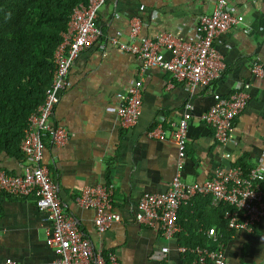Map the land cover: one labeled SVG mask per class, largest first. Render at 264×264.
Masks as SVG:
<instances>
[{"label":"crops","instance_id":"1","mask_svg":"<svg viewBox=\"0 0 264 264\" xmlns=\"http://www.w3.org/2000/svg\"><path fill=\"white\" fill-rule=\"evenodd\" d=\"M213 4L214 0H106L98 10L96 24L102 38L126 39L129 19L137 17L142 21V36L170 31L192 39L197 18L209 13ZM229 4L243 20L217 36L215 45L225 68L209 87L197 85L188 91L181 82L168 86V71L147 68L140 73V62L134 55L110 44L100 49L97 40L79 52L68 72V85L59 94L52 120L73 135L54 146L45 134L42 162L58 185L64 209L95 248L113 251L120 264H176L180 256L176 243L183 242L189 233H201L208 239L203 232L208 224L212 226L216 214L204 196L181 205L178 211L184 231L168 241L163 261L150 257L152 249L166 241L157 225L145 226L135 220L137 201L145 191L164 192L168 188L177 160L169 134L149 137L151 128L161 125L167 131L181 116L183 105L192 103L187 156L180 169L186 182H201L217 166L232 165L243 157L249 165V159L264 149V76L249 69L253 56L264 64V0H229ZM138 77H142L140 114L134 125L123 127L113 102ZM239 81L250 83V96L236 116L229 138L220 143L201 114L217 97L229 95ZM22 163L0 154V168L11 173L20 172ZM98 182L112 184L113 210L120 217L101 233L95 229L93 210L75 201L85 185ZM0 207V263L9 258L12 264H49L55 257L45 242L50 222L36 207L35 196L3 194ZM224 253L229 264H264V222L257 223L251 232L234 231Z\"/></svg>","mask_w":264,"mask_h":264},{"label":"built area","instance_id":"2","mask_svg":"<svg viewBox=\"0 0 264 264\" xmlns=\"http://www.w3.org/2000/svg\"><path fill=\"white\" fill-rule=\"evenodd\" d=\"M105 2L87 0L72 8L66 29L61 32L62 40L50 58V84L45 89L42 102L28 115L19 142L24 155L22 170L11 173L0 168V190L15 197L34 195L36 207L46 214L50 225L46 229L45 242L55 254L49 264H120L113 251L95 248L77 220L64 209L58 185L42 162L45 134L54 146L64 144L73 135L52 120V113L60 92L68 85L67 75L79 52L93 40H97L100 49L110 44L139 59L140 73L147 68L168 71L171 79L168 86L181 82L186 90L192 91L197 85L209 87L220 76L225 62L215 40L219 34L243 20L241 14L233 11L229 0H214L212 10L197 18L192 39H183L170 31H159L153 37L142 36V21L137 17L129 19L126 39L118 36L102 38L96 18ZM249 69L254 75L264 76V64L255 56L249 59ZM249 88V82H237L229 95L217 97L201 114L202 120L212 128L216 141L223 143L229 138L234 120L250 96ZM141 89L142 77H138L126 87L121 97L114 99L113 110L121 126L130 127L137 122L141 110ZM192 108V103L186 102L181 116L170 123L167 131L161 125L148 131V136L155 138H164L168 133L177 150L176 172L168 188L164 192H143L134 213L138 223L157 225L160 237L166 241L159 248L152 249L150 257L156 261L166 258L168 241L184 231L177 220L179 207L190 203L197 195L208 197L213 205H226L222 216L233 232H251L257 223L264 222V149L249 159L247 169L234 164L219 165L201 182H186L181 178ZM112 190L111 183L98 182L85 185L75 197L77 204L93 210V223L98 233L120 218L113 210ZM203 233L209 246L215 247L177 242L175 249L180 256L176 264H229L224 253L223 232L209 227ZM0 264H12V261L7 258Z\"/></svg>","mask_w":264,"mask_h":264},{"label":"trees","instance_id":"3","mask_svg":"<svg viewBox=\"0 0 264 264\" xmlns=\"http://www.w3.org/2000/svg\"><path fill=\"white\" fill-rule=\"evenodd\" d=\"M86 2L0 0V154L24 160L19 142L28 115L42 102L50 84L53 50L62 40L61 32L66 29L72 8ZM234 165L248 168L244 157ZM3 194L0 190V195ZM206 201L216 212L212 226L208 224L206 227L223 232L226 243L233 233L222 216L226 205H213L208 197ZM177 220L181 224L179 211ZM183 243L209 246L208 239L201 233L185 235Z\"/></svg>","mask_w":264,"mask_h":264}]
</instances>
